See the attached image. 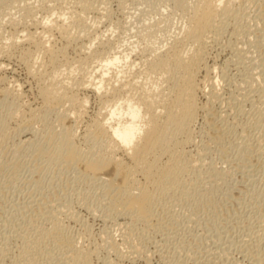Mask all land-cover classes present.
Masks as SVG:
<instances>
[{
  "label": "bare ground",
  "instance_id": "bare-ground-1",
  "mask_svg": "<svg viewBox=\"0 0 264 264\" xmlns=\"http://www.w3.org/2000/svg\"><path fill=\"white\" fill-rule=\"evenodd\" d=\"M159 1L160 3H166L169 0ZM248 1L250 3V1L256 0ZM172 2L174 4V10H172L180 17L182 22V24L180 23L181 25L179 24L180 28L177 26L178 30L173 31V39L171 37L172 41L169 38L170 43H167L164 48L155 46L154 41L157 42V33L155 31H146L148 33H144L145 39L148 38L149 42L144 43L145 45L142 44L141 46L143 47H141V41H139L137 48L140 50L141 57L138 58L139 62L136 64L133 61L130 63L129 59L130 53L137 48L131 47L129 52L127 50H124V52L118 51L114 38L103 39L100 35L98 36V33L95 32L96 27L94 29L93 24L88 25L87 21L90 20V17H88L89 19L86 18L87 21L85 19L89 12L99 11V9L106 11L104 7L108 3L107 0H0V70L10 68V60L12 59L10 57L12 52L16 51L17 60L22 62L24 68H26V75L35 81V90L39 97L38 106L32 108L27 102L20 100L23 83L16 84L10 79H8L7 83L5 77H0L1 82L5 81L7 83L4 86L0 85L2 86L0 87V143L5 142L10 133V123L21 122L23 126L21 125V128H19L20 125H18L19 129H15L16 132L21 129L27 133L20 142L25 150L26 148L29 150L40 146L42 140L37 137L39 133H43L44 136L48 134L54 140L52 152L55 156L69 153L74 159L86 162L90 168L115 169L116 176L123 178V185L119 189L120 201L117 205L120 207L124 206L130 198L132 199L130 207H133L134 210L129 208L124 210L129 211V214L135 211L133 221L130 219L132 221L131 224H124L126 228L124 242L126 244L133 240L134 227L139 222H143L144 212L148 209H153V205L161 204L179 190L183 192L184 196L195 197L193 188L201 178V175L199 177L197 175L201 171H196L197 169L194 166L196 161L190 158L192 155L189 156L188 153L190 151H187L188 153L185 151V145L192 142L194 138L192 124L195 116H197L196 111H198L197 93L199 79L197 74L201 69L208 68L205 65L204 58L209 38L214 35H216L214 36L216 38L224 25L227 22L230 24L226 20L239 18L241 9L244 7H241L239 0H173ZM118 3L121 7H128L132 0H118ZM38 13L45 15L43 22H41L43 18L41 21L39 20ZM233 22L235 23V20ZM5 24H9L8 26L13 28L8 34L3 30ZM149 26L150 29L154 27L153 24ZM54 33L58 34L60 41H64L63 45L66 44L64 47L69 45L76 46L77 57L72 60L68 59L64 51L66 47L62 46V48H59L60 46L57 47L54 46L55 43L54 45L51 43V36ZM144 34H142L143 41H145ZM170 35L168 34L167 36ZM135 43L137 45V41ZM73 63L76 65L73 66ZM254 63L256 62L254 61ZM254 63L244 73V77L241 78L240 82L238 81L237 86L242 87L244 86L243 83L253 86L258 81L261 83L260 74L262 68L260 69V67L262 62L260 64L258 62V64ZM206 74L202 81L204 83V81L207 82L209 80L208 85L214 80L211 81L212 77H210V80L208 73ZM83 90H90L96 93L101 105L97 112L89 117L82 133L78 134L75 126L72 129H66L62 125V121L73 119L76 122L80 118L83 119L88 103V96L80 95V91ZM212 90L214 91V89ZM217 92H212L208 96L206 93L207 104L223 102ZM232 98H227L225 101L230 106L228 107L230 110H227L230 113L229 117L233 119L232 122L235 123V129L244 130L248 121L244 119L245 113L242 102L240 99L237 101L234 98L235 101H233ZM14 100L17 102L20 100L22 108L15 105ZM204 105L206 106V104ZM55 106L59 108H57L58 111H55L57 112L58 121L53 126V123L49 124L48 121L51 109L53 110ZM260 115V113L259 116L256 114L257 117H260ZM254 118L256 119L255 116ZM243 120L246 122H243ZM40 122H42L41 125L44 127L35 126L37 123L40 124ZM233 123L231 124L232 126ZM99 137L103 138L100 142L97 141ZM207 146L209 147V145ZM240 149L249 152L252 157L256 156V152L259 150L255 149L253 144L250 143H245ZM198 152L201 153L200 150ZM239 158L242 159L241 155ZM216 170L218 169L216 168ZM220 175L223 177L219 170L215 174L210 175L209 183L221 178ZM200 183L197 185L199 186ZM200 198L202 199V197ZM28 208L26 209L29 210ZM31 210L33 212V209ZM117 211L121 212L122 210L118 208ZM18 212L25 219L32 214H27L25 210L21 214L20 211ZM52 212L54 213L49 212L51 213L49 216L52 218L50 228H43L37 222L32 223L33 231H28V228H24L26 222L23 224V221L21 223L16 222L21 226L19 225V231L14 228L17 231L15 235L14 233L12 235L11 230L7 228V220L4 217V219L2 218L3 221L0 219L2 222L0 224V264H39V259L41 258L46 260L47 264L53 259L56 264H89L92 252H86L81 249L76 241L71 238L72 236L68 235L70 233L60 231L56 227V225H60V221H58L55 211ZM111 214H113V211L108 212V216ZM30 218L32 221V217ZM26 221L28 220L26 219ZM31 221H28L30 225ZM216 224H213V227ZM59 231L62 233L61 235L65 241L64 246L67 248L66 250L64 249L65 251L62 250L64 252L61 253V256H54L52 249L46 251L48 246L44 241L48 238L47 234L51 236L58 234ZM250 232L256 231L250 230ZM15 240L18 242L17 244ZM12 242L16 244L14 246H17V250H15L17 252L12 249ZM254 244H258V242ZM217 247L219 248V246ZM258 247L257 245L255 249ZM202 249L200 246H190L183 252L185 259L193 258L194 264H209L208 262L213 260L210 259V261L207 260L208 262H206L208 255H215L214 257L224 256L216 248L217 252L212 248V250L208 249L207 251ZM222 252L225 251L222 250ZM223 254L226 255V253ZM252 254H250V257L254 255ZM204 255H206L203 258L205 260H201ZM215 260L213 262L217 261ZM218 262L219 260L217 264ZM252 262L255 264L254 261ZM256 264L258 263L256 262Z\"/></svg>",
  "mask_w": 264,
  "mask_h": 264
},
{
  "label": "rangeland",
  "instance_id": "rangeland-1",
  "mask_svg": "<svg viewBox=\"0 0 264 264\" xmlns=\"http://www.w3.org/2000/svg\"><path fill=\"white\" fill-rule=\"evenodd\" d=\"M172 1L169 0L166 2L168 4L165 5L166 3H160L159 0H132V3L128 7L125 6V8L119 5L118 0H107L108 3L104 7L106 11L99 9V11L89 12L85 19L90 17V20L87 21L86 19V21L88 25L93 24L94 27H92L94 29L96 27L95 32L98 33V36L100 35L103 39L114 38L118 51L124 52V50H127L129 52L131 47H138L139 41H141L140 46L142 44L145 45L149 42L148 38L145 39L144 33L146 31H155L157 33V42L154 41L155 46L164 48L167 43L172 41L174 32L182 24L180 17L173 11L174 4H172ZM247 1L239 0L241 7H244H242L243 10L241 9L239 18H237L238 21L237 19L226 20V22L229 21L230 23L228 24L227 22L224 25L227 28L223 27L216 38L214 37L216 35L209 38L204 62L206 67H208L205 68L210 71L207 72L203 68L197 74L200 89L198 88L197 93V116H195L192 124L194 138L192 142L185 145V151H190L189 153L187 152L189 156L191 154L194 155H191L190 158L196 161L194 166L197 170H195L201 171L197 173L198 177L201 175L200 180L197 182L201 183L199 186L197 183L193 188L195 197L184 196L183 192L179 190L161 204L153 205V209H148L144 212L143 222H139L134 227V234H132V236L134 235V241L132 240V243L126 244L124 242L126 231L124 224H131L135 211L132 212L130 210L132 214L126 211L128 208L134 210L133 207H130L132 201L130 198L124 206L120 207L117 205L120 201L119 189L123 185V178L116 176L115 169L90 168L86 162L74 159L69 153L55 156L52 152L54 140L48 134L44 136L43 133H39L37 137L42 140L40 146L29 150L26 148V151L20 142L27 133L24 132V129V131L20 129L19 132H16L15 128L18 130L21 125L23 126L21 122L16 121V124L14 122L10 123V133L5 142L0 143V219L2 221L4 218L7 220L6 225L11 230V234L13 235L14 233L15 235V232L17 234L20 228L18 223L22 221V224L26 222L25 227H23L25 229L28 228V231H33L32 223L37 222L43 228H50L52 218L49 215L54 213L52 211H55L58 221H60V225H56V227L62 232L70 233L67 234L70 237L72 236L71 238L76 241L81 249L86 252H92L91 254L89 253V264H194V259L187 258L186 260L183 253L190 246H200L203 251L208 249L216 251L217 249L224 255L217 254L222 257L208 255L206 262L210 261V259L213 261L216 259L217 261L219 260L218 264H250L252 261L255 264L256 262L264 264V0L250 1V3ZM101 11L102 13L100 14ZM104 14L106 15L104 16ZM101 15L107 17L104 18ZM37 16L40 21L43 18L41 22L45 19L44 14L38 13ZM234 20L235 23L233 22ZM151 24H153L154 27H152L154 29H150L149 25ZM8 25L5 24L3 28L6 34L13 29L12 26ZM167 32L169 35L171 33V35L167 36ZM142 34H144L145 41L142 39ZM51 37V43L53 45L55 43L54 46L62 48V46L66 45H63L64 41H60L61 39L57 33H54ZM65 47L64 51L68 59L72 60L77 57L76 46L69 45ZM240 47L244 48L241 49ZM138 49L130 53V63L131 61L136 62V64L139 62L138 58L141 57V53ZM16 53V51H13V56H9L10 59L12 58L10 60V68L2 70L3 72L0 70V77H5L7 83L8 79L16 84L23 83L20 100L30 104L32 108L37 107L39 97L36 94L35 81L26 75V68H24L22 62L17 60ZM257 62L259 64L262 62L260 67L262 72L261 74L259 73L261 83L258 81L253 86L247 83H243L244 86L242 87L237 86L241 78L244 77V73L248 71V68H251L253 63L258 64ZM73 64V66L76 65L75 63ZM206 73H208V78L212 77V80L210 78L211 81L214 80V83L212 82L213 86L211 82L208 84L209 86L207 85L209 80L207 82L204 81V85L202 80L207 75ZM200 81L202 82L200 83ZM6 82L0 81V85H7ZM261 90L262 92H260ZM211 91H218L217 93H219L223 102L207 104V96L211 95ZM82 94L88 96L86 114L83 119L80 118L76 122L73 119L62 121V125L66 129H72L75 126L78 134L82 133L89 117L95 114L101 105L96 93L93 91H80V95ZM226 97H233L237 101L238 99L241 100L245 113L244 119L248 121L246 129H235V123L229 117L230 113L228 111L230 108L228 107L230 106L225 102ZM233 98L232 100L235 101ZM20 100L18 102L14 100V103L22 108ZM57 108V106L53 107L49 116L48 123H53V126L58 121L57 112H55L58 111L59 108ZM259 113L261 115L257 117L256 114L259 116ZM41 124L42 122L40 124L37 123L35 126L44 127ZM225 124L229 127L231 126V128ZM18 125H20L19 128ZM102 139L99 137L97 141L100 142ZM245 143L253 144L255 149L260 150L256 152V156L252 157L249 152L240 149ZM198 147L201 153H197L199 151ZM239 153L242 159L239 158ZM216 168L219 173L223 174V177L220 175L221 178L209 183L210 175L218 171ZM212 171L215 172L213 173ZM202 194L204 195L201 196ZM118 208H121L122 211L118 212ZM31 209H33V212ZM24 210L27 211V214L32 213L26 218L31 221L30 217H32L31 225L22 215L23 218L18 214V211L21 214ZM109 211H113V214L108 216ZM124 211L125 213L122 214ZM260 212L261 214H259ZM12 213L15 214L13 215ZM1 220L0 224L2 223ZM213 224H216L215 227H213ZM261 225L263 226L260 227ZM250 230L256 232L252 233ZM60 231L58 234L51 236L47 234L48 238L44 241L48 246L46 251L52 249L54 256H61V253L67 248L64 246L65 241ZM256 233L257 235H255ZM257 242L258 244H254ZM15 243L17 244L18 242L15 240ZM15 243L12 242L11 246L14 252H17L15 251L17 250V246H14L16 245ZM255 245L259 247L255 249ZM217 246L219 248L222 247L219 249ZM222 250L225 252H222ZM223 253H226V255ZM249 253L253 256L250 257ZM205 256L201 260H205L203 259ZM213 261L208 263L217 264V261ZM55 262L53 259L48 264H56ZM44 263L47 264V261L42 258L39 259V264ZM251 264L254 263L252 262Z\"/></svg>",
  "mask_w": 264,
  "mask_h": 264
}]
</instances>
